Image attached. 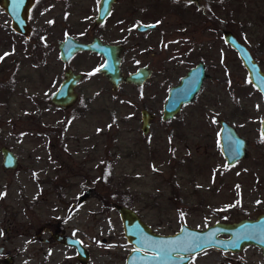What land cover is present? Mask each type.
Instances as JSON below:
<instances>
[{
    "label": "rangeland",
    "instance_id": "374dc122",
    "mask_svg": "<svg viewBox=\"0 0 264 264\" xmlns=\"http://www.w3.org/2000/svg\"><path fill=\"white\" fill-rule=\"evenodd\" d=\"M82 5L38 0L28 38L11 29L0 7V244L17 254L12 264H125L133 246L117 204L161 234L176 232L182 221L205 228L264 212V102L219 32L231 30L264 68V0L212 8L210 29L202 28L194 9H163L162 37L147 34L140 46L144 37L133 35V19L121 71L148 64L152 75L141 86L122 83L116 90L96 71L102 57L79 52L67 62L59 58L65 35L86 42L94 34V10ZM113 28L103 37L122 41L120 26ZM192 35L194 42L186 44ZM200 58L210 77L163 121L168 89ZM67 68L82 78L75 103L61 109L49 98ZM144 108L154 114L147 134L141 131ZM220 119L247 140L246 157L233 165L220 151ZM3 146L18 158L17 167H3ZM85 190L90 194L78 203ZM60 228L86 247L85 263L73 247L56 243L51 234ZM31 240L34 245H23ZM189 264H264V256L250 244L236 252L207 249Z\"/></svg>",
    "mask_w": 264,
    "mask_h": 264
},
{
    "label": "water",
    "instance_id": "95a60500",
    "mask_svg": "<svg viewBox=\"0 0 264 264\" xmlns=\"http://www.w3.org/2000/svg\"><path fill=\"white\" fill-rule=\"evenodd\" d=\"M33 1L0 0V6L10 18L11 29L24 37H28L31 31L28 20ZM107 13L108 10H100V17L106 16ZM151 26L140 25L138 28L145 30ZM224 35L230 46L238 52L247 70L250 83L262 94L264 100V72L244 44L239 42L230 31H225ZM58 49L59 58L63 62H67L76 52L82 50L101 53L104 56V61L98 68V72L105 76L113 90H116L121 83L140 85L151 73L146 67H140L127 75L123 74L120 67V46L103 44L96 39L93 42L83 43L67 35L58 42ZM81 77V73L66 69L63 79L50 95V102L61 109H67L73 105L78 98L75 87ZM205 77L204 65L199 62L181 77L178 84L172 85L168 89L162 105V119H171L180 112L183 105L190 103L201 89ZM150 119L151 113L142 109L141 130L144 134L149 131ZM219 124L221 154L227 165H233L246 157L247 140L225 121L221 120ZM260 131L264 137V117L260 124ZM1 153L3 167L11 169L17 167L18 158L12 150L3 146ZM89 194L90 191L85 190L79 197L78 203H82ZM116 210L121 220L124 236L127 242L133 246L126 255L125 264H189L192 256L207 249L236 252L250 244L260 247L264 256V212L254 219L215 222L205 228L191 227L182 221L176 232L161 234L146 224L134 209L117 204ZM197 237L199 239H195ZM53 238L66 246L73 247L80 263H85L89 259L88 251L79 239L66 234H54Z\"/></svg>",
    "mask_w": 264,
    "mask_h": 264
},
{
    "label": "flooded vegetation",
    "instance_id": "af4514ba",
    "mask_svg": "<svg viewBox=\"0 0 264 264\" xmlns=\"http://www.w3.org/2000/svg\"><path fill=\"white\" fill-rule=\"evenodd\" d=\"M45 1L46 0H44V2ZM79 1L81 3H83L82 8H87L89 10H94L93 26H92V28L94 30V34L92 35L91 40L90 41H86V42L85 41H80L79 39H77L75 37L74 38L77 39L80 42H83V43L93 42L96 39V40H99L100 42H102L103 44L119 45L120 46L119 54H120L121 62H122V57L130 49V41H129L130 37H129V35H130V30H131V27H130L131 23H129V22H131L133 19L135 20L132 23V25H133L132 28L135 29L134 32H133V35H135L136 37L137 36L144 37L139 42V46H140L142 43H145L147 34L152 35L154 33L153 35H155V34L159 33L160 37H162L163 33L160 32L161 31V27H160L161 18H160V16L162 15L161 14V10H163V9H176V10H177V8H179V10H186L188 8L189 9H194V10H196L199 13V16H202L200 18L198 17V19H202L201 20V25H203L202 28L203 29H210L211 26H210L209 22H207L209 18L211 19L209 11L212 8H216V7L217 8L218 7L226 8L229 4H231L233 2L237 3L238 0H79ZM37 2H38V0H34L33 1V4H32V6L30 8L29 20L28 21H30V19H31V12L34 9V6H36ZM45 5H46V3H45ZM2 10H3V8H2ZM100 10H103V11L104 10H108V13L106 14V16L100 17ZM142 18L147 19V20H145L143 22ZM149 19H153V20H149ZM126 23H129V24H126ZM29 24H30V22H29ZM197 24H198V27H199L200 24L198 22H197ZM114 25H117L118 27L120 26V30H119L120 31V36H124L123 37L124 39H122V41H114V40L111 41V40H107V39H105L103 37L104 36L103 33H105L104 30H106V29H108V30H106V32L107 33L109 32L108 36L112 35L113 30H114V28H113ZM126 25H129V26L126 28V27H124ZM140 25H152V26L147 28V29H145V30H140L138 28ZM225 31H230L239 42H241L242 44H244V43L242 41H240V39L231 30L227 29L225 26L223 28L219 29L221 40L223 41V43H225L235 53V55L238 58L239 62L242 64V66L244 67L245 71L247 72L245 66L243 65L242 60L240 59V57L238 55V52L234 48H232L230 46V44L226 41L225 35H224ZM177 32H180V34H182V35L185 34L186 33L185 27L181 28ZM65 36H67V35H65ZM28 37H24V38H28ZM157 37L158 36H156V38H154V41H156V39L159 40V37L158 38ZM180 37H181V35H180ZM180 37H176L175 41L176 42L184 41L183 39L181 40ZM178 38H179V40H178ZM194 39H195V37L193 35L191 37L189 36V40L186 41V44L194 42V41H192ZM186 44H184L182 46L185 47ZM244 46L250 52V54L253 57V59L255 60V62L259 65L260 69L264 72V68L262 66V63L257 59V57L254 55V53L252 51H250L248 46H246L245 44H244ZM58 51H59V49H58ZM79 52H90V53L96 54V55L102 57V59L104 61V56L101 53L97 52V51L82 50V51L76 52L73 56H75ZM195 52L198 53V50H195ZM151 54L153 55L154 52L152 51ZM58 55H59V52H58ZM199 62L203 63L204 70H205V73H206V77L203 79V83H204L205 79L209 78L210 76L207 73L208 65L206 64V62H205V60L203 58L202 59L201 58L198 59L195 62V64H193L192 66H190L187 69V71L190 68L196 66ZM120 67H121V65H120ZM140 67H146L147 69H149L151 71L150 76L152 75V69L150 68V66L148 64H143V65L137 67L136 69H134L132 71H128L125 75L129 74L130 72L136 71ZM67 69H70V68H67ZM187 71H186V73H187ZM150 76L142 84H144L150 78ZM181 77L179 78L178 83H179ZM126 84H133V83H126ZM142 84H140V85L133 84V85L141 86ZM260 96L262 97L261 93H260ZM262 99H263V97H262ZM263 102H264V100H263ZM144 109H146V108H144ZM146 110H148V109H146ZM141 111H142V109H141ZM148 112L151 113L149 110H148ZM140 115H141V112H140ZM176 115H174L171 119H173ZM263 117L260 120V124H261V121H262ZM153 119H154V114L151 113L150 125H151V122H152ZM161 119H162V117H161ZM171 119H167V120H171ZM167 120H163V121H167ZM221 120L222 119H220L218 122H220ZM223 121H225V120H223ZM141 123H142V120H141ZM226 123H228V122H226ZM229 125H231V124H229ZM231 126L234 127L233 125H231ZM234 128L236 129V127H234ZM149 129H150V127H149ZM236 131L238 133L237 129H236ZM260 133H261V131H260ZM219 136H220V128H219ZM240 136H242V135H240ZM261 213H263V212H261ZM251 219H254V218H251ZM54 234L65 235L66 233L64 232V229L60 228V229H57L56 232L52 233L51 236L53 237ZM33 241L34 240H31V241H29L27 243H24L23 245H34ZM43 241H44V243H46V242L48 243V239L47 238H44ZM32 242H33V244H32ZM56 243L65 245L62 242H58L57 240H56ZM251 245H255V244H251ZM16 257H17V254L15 252L11 253L9 249L5 248L4 245L0 244V264H12L14 262V260L16 259Z\"/></svg>",
    "mask_w": 264,
    "mask_h": 264
},
{
    "label": "snow or ice",
    "instance_id": "6c2138e0",
    "mask_svg": "<svg viewBox=\"0 0 264 264\" xmlns=\"http://www.w3.org/2000/svg\"><path fill=\"white\" fill-rule=\"evenodd\" d=\"M7 55V54H6ZM96 71H99V69H97ZM249 82H251V81H249ZM195 239H199L198 237L197 238H195ZM197 247H199V245H196ZM185 250H187V249H185Z\"/></svg>",
    "mask_w": 264,
    "mask_h": 264
}]
</instances>
